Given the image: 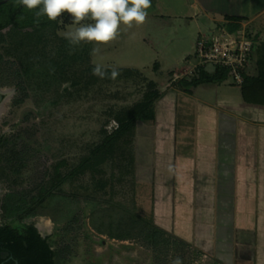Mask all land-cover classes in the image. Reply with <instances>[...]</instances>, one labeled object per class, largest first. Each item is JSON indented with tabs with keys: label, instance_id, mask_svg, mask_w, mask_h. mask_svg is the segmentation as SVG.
Returning <instances> with one entry per match:
<instances>
[{
	"label": "rangeland",
	"instance_id": "obj_1",
	"mask_svg": "<svg viewBox=\"0 0 264 264\" xmlns=\"http://www.w3.org/2000/svg\"><path fill=\"white\" fill-rule=\"evenodd\" d=\"M157 19L152 16L143 25L134 24L130 29L121 25L114 41L99 45L101 52L95 57L96 62L104 67L139 66L152 78L158 72L154 68L155 62L163 66L159 75L169 71L172 62L169 59L175 56L172 49L181 39L179 34H183L188 21L174 16L160 22ZM72 21L71 15L66 12L59 17V25L52 33L57 38L49 44L56 56H62V51L68 53V50L79 48L80 44L73 46L68 40L60 38L64 37V32L80 26L73 25ZM81 23L87 25L94 22L85 19ZM226 24L229 27L230 23ZM12 28L13 23L1 31L8 35ZM22 29L32 31L34 25L27 24ZM254 39L256 47L252 56L257 60V45L264 39L255 34ZM3 45L6 44L0 43V49L5 51L6 59L0 61V82L12 92L7 95L1 115L0 187L2 208L7 218L14 219L12 210L28 206L32 195L38 192L40 185L50 180L55 169L68 173L70 168L76 166L88 154L91 145L113 131L110 126L113 120L119 121L118 112L144 99L150 88L138 75H118L114 80L101 79L91 88L69 81L60 85L42 78L32 83L27 80L28 88L24 92L19 78L13 73L20 63H14L15 55ZM165 54L169 57H165ZM255 66L252 64L250 67L252 73ZM235 83L229 76L223 85L238 93L240 88ZM157 113L151 108L143 118L126 126L119 135L121 137L116 143L113 157L100 164L95 159L94 168L64 184L70 190H78L84 197L53 196L46 203L52 207L54 214H34L28 220L39 225L44 233L53 232L62 236L60 246L69 244L71 247L68 251L70 264H171L176 257H180L183 264H217L214 259L234 264L242 243L252 253L246 251L251 256L249 262L264 264V235H203V227L196 217L200 209L193 207L191 193L186 200L176 196L179 191H175V187L164 183L169 187V190H164L166 186H162L161 182L168 179L170 173L173 175L170 169L172 160L169 161V158L175 149H171L167 143L169 133H165L166 128L159 125L151 132L142 130L144 123L152 120ZM176 148L177 158L182 157L181 145ZM134 177L141 187L144 186L143 178L150 181L146 192L155 202L152 199L143 201V196L140 204L148 205L144 206L145 213L152 212L153 215L155 212L161 224L180 235L169 236L167 243L154 246L146 235L121 239L99 233L93 228L90 216L94 210L113 202L136 208ZM182 177L186 175L181 174ZM87 194L94 198H86ZM195 201L200 206L205 198ZM185 233L189 235H182ZM194 238H198L193 242L197 245L204 241L215 245L208 257L189 242Z\"/></svg>",
	"mask_w": 264,
	"mask_h": 264
},
{
	"label": "crops",
	"instance_id": "obj_2",
	"mask_svg": "<svg viewBox=\"0 0 264 264\" xmlns=\"http://www.w3.org/2000/svg\"><path fill=\"white\" fill-rule=\"evenodd\" d=\"M147 13V18L154 16L159 22L173 16L188 21L183 34H179L181 39L172 49L175 56L169 59L170 70L159 75L163 67L160 65L153 76L159 86L152 108L158 113L147 120L151 123L145 122L142 126L147 132L159 125L166 128L167 143L175 149L169 158L174 176L170 173L161 185L177 188L178 198L187 200L191 193L193 207L200 209L196 217L203 227V235H264V106L247 102L239 83L234 84L240 88L237 93L224 87L225 80L206 81L189 89L178 84L180 78H173L176 70L182 69L187 57L195 52L197 37L215 22L243 16L249 21L252 33L264 39V0H226V3L224 0H151ZM180 145L183 156L177 158L176 147ZM181 174L186 177L181 179ZM141 181L142 187L134 177V207L145 212L144 206L148 205L140 204L142 198L146 201L152 196L146 192L150 181L144 178ZM167 186L164 190H169ZM202 197L205 201L197 206L195 200ZM153 216L161 224L155 212ZM197 239L189 242L208 257L214 244L204 241L197 245L193 243ZM246 251L252 254L244 243L240 244L234 264H252Z\"/></svg>",
	"mask_w": 264,
	"mask_h": 264
},
{
	"label": "trees",
	"instance_id": "obj_3",
	"mask_svg": "<svg viewBox=\"0 0 264 264\" xmlns=\"http://www.w3.org/2000/svg\"><path fill=\"white\" fill-rule=\"evenodd\" d=\"M1 9L0 43H5L6 45L3 46L8 49V52H12L11 54L15 55L14 63H17V61L20 63V66L13 73L17 79L19 78L24 92L28 88L26 84L27 80L32 83V81L38 82L39 78L45 79V81L51 80V83L53 81L55 84L58 83L60 85L68 81L70 83H80L83 84L84 88H91L92 85L101 80L100 77L92 74L94 65L92 63L93 56L91 52L95 47L94 42H82L75 51L68 50V53L62 51V56L60 57L56 56L53 50L49 48V44L57 38L52 33L59 25V17L56 21H50L46 16L38 17L36 12L39 11V8L28 10L19 3V0H8L1 3ZM243 18L245 17L238 16L237 19ZM11 23H13V28L10 31L11 35H7L1 31V29ZM27 24L34 25V29L32 31H24L22 27ZM237 27L238 24L236 23L229 24V28L232 30ZM60 38H63L65 41L67 40L65 37L60 36ZM257 47L258 59H254L256 63L255 70L253 73H246L241 87L243 97L247 102L264 106V41L259 43ZM5 57V51L0 49V61H4ZM102 67L106 73L102 80L111 79L113 68L118 70L119 75H138L150 88L147 95L141 101L119 111L117 115L120 121L119 127L112 132L106 131L105 136L100 141L91 145L88 154L83 156L76 166L70 168L68 173L62 172L59 168L55 169L50 180L40 185L38 192L32 195L28 206L12 210L14 219L28 218L34 214H54L52 207L46 202L49 198L56 195H69L72 198L84 197L78 190H70L64 184L83 172L87 173L89 168H94L96 164L95 159L100 164L107 160V158L113 157L116 138L121 134V131L137 119L143 118L144 114L154 106L155 100L158 97V80L151 78L138 67ZM154 68L159 71L160 63L155 62ZM229 76L227 70H220L215 73L201 70L197 75L178 78V84L181 87L187 86L189 89H193L199 83L224 81ZM25 94L27 95V93ZM19 100H23V98ZM86 198L92 199L94 196L88 197L87 194ZM90 223L97 232L107 233L116 238L126 239L136 235H146L147 240L154 246L167 243L170 239L169 236L177 237V234L157 223L153 215L147 214L140 209L129 208L114 202L104 208L92 211ZM36 229L34 227V230ZM185 243L188 242L185 241ZM214 261L217 264L222 263L220 260L214 259Z\"/></svg>",
	"mask_w": 264,
	"mask_h": 264
},
{
	"label": "clouds",
	"instance_id": "obj_4",
	"mask_svg": "<svg viewBox=\"0 0 264 264\" xmlns=\"http://www.w3.org/2000/svg\"><path fill=\"white\" fill-rule=\"evenodd\" d=\"M28 10H36V15L46 16L50 21H56L63 13L73 18L74 27L63 33L73 46L82 42L95 43L92 49V74L103 79L106 75L103 67L95 57L100 54L99 45H107L117 38L121 25L130 29L134 24L143 25L147 19V9L151 0H19ZM42 6V7H41ZM91 19L94 23L83 25L81 22ZM119 72L116 68L111 71V79H116ZM171 264H183L180 257L172 259ZM198 264V262H197Z\"/></svg>",
	"mask_w": 264,
	"mask_h": 264
},
{
	"label": "built area",
	"instance_id": "obj_5",
	"mask_svg": "<svg viewBox=\"0 0 264 264\" xmlns=\"http://www.w3.org/2000/svg\"><path fill=\"white\" fill-rule=\"evenodd\" d=\"M226 23H236L238 27L232 30ZM254 47V33L247 19L216 22L201 32L195 52L187 57L184 67L176 70L173 78L191 77L201 70L209 73L227 70L236 83L242 84L246 73H252V64L255 65ZM119 125V121L113 120L110 127L115 130Z\"/></svg>",
	"mask_w": 264,
	"mask_h": 264
},
{
	"label": "flooded vegetation",
	"instance_id": "obj_6",
	"mask_svg": "<svg viewBox=\"0 0 264 264\" xmlns=\"http://www.w3.org/2000/svg\"><path fill=\"white\" fill-rule=\"evenodd\" d=\"M11 92L0 82V124L7 95ZM61 239L56 233H44L28 218H7L0 187V264H70L68 251L71 247L69 244L61 247Z\"/></svg>",
	"mask_w": 264,
	"mask_h": 264
},
{
	"label": "water",
	"instance_id": "obj_7",
	"mask_svg": "<svg viewBox=\"0 0 264 264\" xmlns=\"http://www.w3.org/2000/svg\"><path fill=\"white\" fill-rule=\"evenodd\" d=\"M6 1H8V0H0V4H1V3H4V2H6Z\"/></svg>",
	"mask_w": 264,
	"mask_h": 264
},
{
	"label": "bare ground",
	"instance_id": "obj_8",
	"mask_svg": "<svg viewBox=\"0 0 264 264\" xmlns=\"http://www.w3.org/2000/svg\"><path fill=\"white\" fill-rule=\"evenodd\" d=\"M48 224H49V223H48ZM41 226H44V225L41 224Z\"/></svg>",
	"mask_w": 264,
	"mask_h": 264
}]
</instances>
